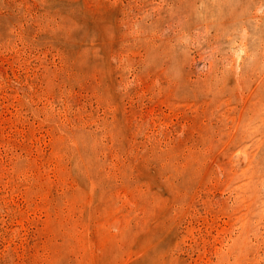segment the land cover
<instances>
[{"label":"rangeland","instance_id":"1","mask_svg":"<svg viewBox=\"0 0 264 264\" xmlns=\"http://www.w3.org/2000/svg\"><path fill=\"white\" fill-rule=\"evenodd\" d=\"M0 264H264V0H0Z\"/></svg>","mask_w":264,"mask_h":264}]
</instances>
